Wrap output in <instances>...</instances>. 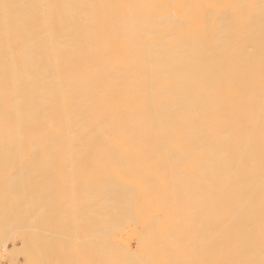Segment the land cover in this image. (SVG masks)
Returning a JSON list of instances; mask_svg holds the SVG:
<instances>
[{
  "label": "bare ground",
  "instance_id": "1",
  "mask_svg": "<svg viewBox=\"0 0 264 264\" xmlns=\"http://www.w3.org/2000/svg\"><path fill=\"white\" fill-rule=\"evenodd\" d=\"M4 259L264 264V0H0Z\"/></svg>",
  "mask_w": 264,
  "mask_h": 264
},
{
  "label": "rangeland",
  "instance_id": "2",
  "mask_svg": "<svg viewBox=\"0 0 264 264\" xmlns=\"http://www.w3.org/2000/svg\"><path fill=\"white\" fill-rule=\"evenodd\" d=\"M63 210H64L63 212H66V211H67V209H63ZM65 210H66V211H65ZM14 212H15V214H16V211H14ZM18 212H19V211L17 210V213H18ZM57 213H58L57 211H56V214L54 213L55 216L57 215ZM60 213L62 214V212H60ZM61 214H59V215L56 216L57 219H58L59 216H60V217L62 216L61 218L59 217V219H62V218L66 219V220L69 219V218L67 217V215H65V217H63L64 214H62V215H61ZM66 214H68V216H69L68 211L66 212ZM56 217H55V218H56ZM57 219H56V220H57ZM59 219H58V220H59ZM64 219H62V222H61V223H64ZM66 222H68V221H66ZM66 222H65V223H66ZM57 223H58V222H57ZM66 224H67V223H66ZM64 225H65V224H64ZM64 225H63V226H64ZM61 226H62V224H61ZM63 226H62V227H63ZM62 229H63V228H62ZM61 232H63V231L61 230ZM62 234H63V233H62ZM2 260H3V259H2ZM2 260L0 261V264H6L7 260H6V259H4V261H2ZM1 262H2V263H1Z\"/></svg>",
  "mask_w": 264,
  "mask_h": 264
}]
</instances>
